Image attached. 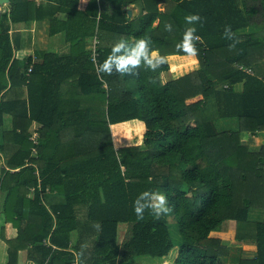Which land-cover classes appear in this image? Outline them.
<instances>
[{"label": "trees", "instance_id": "obj_1", "mask_svg": "<svg viewBox=\"0 0 264 264\" xmlns=\"http://www.w3.org/2000/svg\"><path fill=\"white\" fill-rule=\"evenodd\" d=\"M211 2L11 0L0 16V128L12 116L2 137L14 146L0 177L8 264H17L22 250L38 264H131L167 258L176 247L174 264H228L220 235L234 228L235 240L257 252L232 264H264V143L251 147L241 138L264 131V0ZM129 5L136 16H128ZM188 14L204 18L195 63L177 51ZM39 20L49 28L38 59L16 56L22 44L12 27ZM226 25L240 40L231 50ZM140 37L169 64L141 68L138 76H98L95 66L117 40ZM63 46L68 52H49ZM239 84L238 129H217L218 115L204 122L201 106L216 87L235 93ZM4 151L0 146V159ZM145 190L165 192L171 213L158 220L145 213L138 221L133 201ZM48 193L64 201L48 206Z\"/></svg>", "mask_w": 264, "mask_h": 264}, {"label": "clouds", "instance_id": "obj_2", "mask_svg": "<svg viewBox=\"0 0 264 264\" xmlns=\"http://www.w3.org/2000/svg\"><path fill=\"white\" fill-rule=\"evenodd\" d=\"M204 22L198 14H188L184 17L186 25L182 39L177 44V51L191 58L195 63L199 55L198 43L201 37L198 35L197 25ZM165 31L171 32L173 26L165 24ZM224 36L232 41L229 49H234L240 43L239 38L232 31L231 25H226ZM152 40L147 37H140L134 43L129 44L124 38L117 40L111 47V51L101 64H97L96 70L99 77L103 75L111 76L119 74L120 76H138L139 69L144 68L156 72L164 65L169 64V57L161 55L158 50L152 47ZM149 83L155 84V78H149ZM133 211L138 221L145 218V213L158 220L171 213L172 207L169 206L167 194L160 190H145L139 193L133 201ZM97 229L100 225H94ZM82 255V253H81Z\"/></svg>", "mask_w": 264, "mask_h": 264}, {"label": "crops", "instance_id": "obj_3", "mask_svg": "<svg viewBox=\"0 0 264 264\" xmlns=\"http://www.w3.org/2000/svg\"><path fill=\"white\" fill-rule=\"evenodd\" d=\"M34 1H36L39 4L41 2V0H34ZM5 9L7 11H10L9 4L5 6ZM48 28H49V22L47 20L33 21L29 24H18L16 25V27H12L10 32L11 35L16 36V38H18L20 40V43L22 44L21 48L16 51V56H21V57L35 56L37 58V54L39 50H43L45 48V44L48 41V39L46 38V36H48ZM44 29L46 30L45 31L46 34L43 31ZM250 30H251L250 28H247V31ZM64 48H66L67 50L69 47L68 46H63L62 48L55 47L49 49V52L60 53L61 51H64L63 50ZM261 74H264V68L262 69ZM259 76L263 77V75H259ZM243 89H244L243 84H239L235 86V93L239 95L240 93H242ZM14 94L15 93H13V96L16 95ZM24 98H27L26 90H25ZM236 115L237 116L233 121L231 118L218 119L216 125L219 127H225L228 130H236L239 127L238 113ZM12 119H13L12 116L5 118L4 126L0 128V146L3 147V149L5 150L4 152L1 153L2 159H0V177L2 176L3 168L5 167L8 168L7 160L14 151V146L12 144L4 142L2 137L4 131L10 130L12 128ZM32 128L36 130L37 128H39V124L34 123ZM241 138L245 145H249L251 147H259L264 143V131L259 132L257 135H251V133L249 132H242ZM11 149L13 151H11ZM5 196L6 193H0V264H8L9 261L8 245L1 238V229L5 225V220H6L5 214L3 213ZM44 198L48 206L57 205L64 201V197L62 195L55 193H48L45 195ZM73 237L74 236L72 234V240L74 239ZM226 241H229V239ZM233 242H236V240H234ZM223 243L228 245L229 242L223 241ZM237 243H241L245 245L244 244L245 242L243 241L242 242L237 241ZM253 247L256 248L255 250L257 252V247L255 245H253ZM256 252L254 256L256 255ZM160 259H165V258H160ZM17 264H38V263L29 259L28 250H22L19 252V258Z\"/></svg>", "mask_w": 264, "mask_h": 264}, {"label": "rangeland", "instance_id": "obj_4", "mask_svg": "<svg viewBox=\"0 0 264 264\" xmlns=\"http://www.w3.org/2000/svg\"><path fill=\"white\" fill-rule=\"evenodd\" d=\"M213 3L215 4L216 7H219V2L222 0H212ZM227 1V0H226ZM239 3V0H235ZM211 2V0H210ZM212 4V2H211ZM131 9H132V17L136 16L138 14V8L135 7V5H130ZM161 10L164 9V5L161 4L160 5ZM45 33V29L43 30ZM46 34V33H45ZM46 36V35H45ZM46 38L48 39V36H46ZM64 51L61 52H68V49L66 50V48L63 49ZM262 66V67H261ZM264 68V63H262L260 65V73H262V69ZM256 72V74H259V72H257V70H254ZM169 78L175 77L173 71H170V73H167ZM224 85H218L216 87V94L214 96H212L211 98H209L206 101L205 105L201 106V111H203V117L202 120L204 122H206L207 120H210V117L214 116V115H218V118H231L232 121L235 120V117L237 116V113H240L242 110V104L240 102V96L238 94H235L233 92H230L228 90L224 89ZM220 106V110L219 107ZM213 107V108H211ZM219 110V111H218ZM224 116V117H222ZM208 117V118H207ZM217 129H220L219 126H217ZM79 218L81 221H86V216L84 213V210L80 211L79 213ZM171 234L172 237L175 238V242H177V240L179 239V232H178V228L176 225V222L171 221ZM234 228V227H233ZM231 231V232H230ZM227 233H222L220 236L223 237V241L224 242H229L228 243V249H229V254L225 257L222 258V260L225 263L228 264H232V263H238L241 259H245V258H251L254 256L255 252H256V248L253 247V244L251 242H245L243 244L241 243H237L233 242L235 240V234H236V228H234L233 230H230ZM78 231H74L73 232V241L76 242L78 240ZM229 241H226L228 240ZM233 240V241H231ZM86 240H84L85 242ZM87 243V241L85 242ZM178 247H176L170 254L169 257L165 258V259H160V258H152V257H141L136 259L133 263L131 264H174L176 256H177V252H178Z\"/></svg>", "mask_w": 264, "mask_h": 264}, {"label": "built area", "instance_id": "obj_5", "mask_svg": "<svg viewBox=\"0 0 264 264\" xmlns=\"http://www.w3.org/2000/svg\"><path fill=\"white\" fill-rule=\"evenodd\" d=\"M5 6L6 5H4V6H0V16H1V14H3L4 12H7V10L5 9ZM96 42V41H95ZM97 56H98V54H97V51H96V43H95V46H94V55H93V57H94V60L95 61H97ZM33 59H34V61L35 60H37V58L35 57V56H33ZM237 67L240 69V70H244L245 72H247V73H249V74H252V75H255L256 73H255V71L253 70V69H251V68H247V67H245V66H243V65H237ZM32 69H33V64L29 67V73L32 71ZM225 87L226 88H228V85H225ZM37 137H38V132H37V130H35L34 131V134H33V140L36 142L37 141ZM34 153H36V150L34 149Z\"/></svg>", "mask_w": 264, "mask_h": 264}, {"label": "water", "instance_id": "obj_6", "mask_svg": "<svg viewBox=\"0 0 264 264\" xmlns=\"http://www.w3.org/2000/svg\"><path fill=\"white\" fill-rule=\"evenodd\" d=\"M10 2H11V0H0V6L8 5V4H10ZM126 8L128 10V16L132 17L133 13H132L131 6L129 5Z\"/></svg>", "mask_w": 264, "mask_h": 264}]
</instances>
